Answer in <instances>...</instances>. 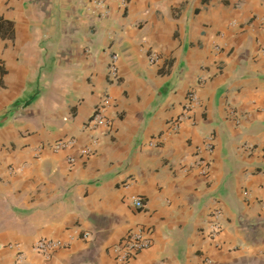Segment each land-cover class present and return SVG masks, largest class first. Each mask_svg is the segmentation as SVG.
<instances>
[{"label": "crops", "instance_id": "0c3cea01", "mask_svg": "<svg viewBox=\"0 0 264 264\" xmlns=\"http://www.w3.org/2000/svg\"><path fill=\"white\" fill-rule=\"evenodd\" d=\"M95 1L0 0V264H115L136 227L151 244L126 264H264V0ZM105 94L111 129L80 156Z\"/></svg>", "mask_w": 264, "mask_h": 264}, {"label": "built area", "instance_id": "2783aa9c", "mask_svg": "<svg viewBox=\"0 0 264 264\" xmlns=\"http://www.w3.org/2000/svg\"><path fill=\"white\" fill-rule=\"evenodd\" d=\"M95 6L98 8L99 14H106L107 8L105 5V0H96ZM264 22V18L262 19ZM117 58L118 55L113 53L111 55L110 62L107 68V74L111 81L115 82L118 80V70H117ZM148 59L152 63H156L158 61V55L155 51H151L148 54ZM186 104L182 112L177 115L174 119L169 122V125L172 129H176L178 125L190 118V111L198 104V96L197 93L191 89L188 91L186 96ZM112 105V99L108 94H105L93 107L92 113L90 117L84 124V129L89 132V146H82L78 150V154L83 157H89L90 155L95 153V146L99 141L100 132L103 130H110L112 126L111 117L108 115L107 110ZM75 139L61 138L53 141L49 144V147L55 151L64 150L67 148H72L75 145ZM150 144L155 145L156 141L150 142ZM95 145V146H93ZM243 147L246 149H252L248 144H243ZM212 145L209 142L206 144V149L211 150ZM76 158L70 154L67 156V161L69 164H73ZM194 165H197L200 169V173L206 175L209 172V161L197 156ZM19 168L11 169V171H17ZM131 203L136 207H142L143 201L142 198L138 195L130 196ZM211 217V236L217 235V233L222 228V211L219 208H214L210 214ZM87 236V234H85ZM151 244L150 230L144 229L142 227H136L127 232L126 236L117 244L112 246V250L114 253V262L115 264H126L132 258H134L141 250L147 248ZM65 246V242H62L59 239L54 238H39L32 244V251L44 259H49L53 256L56 249ZM205 264H212L209 258L204 260Z\"/></svg>", "mask_w": 264, "mask_h": 264}]
</instances>
